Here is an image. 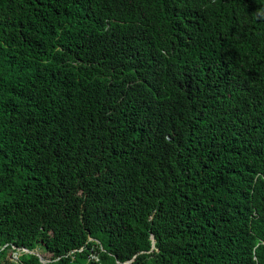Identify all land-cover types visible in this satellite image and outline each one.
<instances>
[{
    "label": "trees",
    "instance_id": "trees-1",
    "mask_svg": "<svg viewBox=\"0 0 264 264\" xmlns=\"http://www.w3.org/2000/svg\"><path fill=\"white\" fill-rule=\"evenodd\" d=\"M0 264H264V0H0Z\"/></svg>",
    "mask_w": 264,
    "mask_h": 264
},
{
    "label": "rangeland",
    "instance_id": "rangeland-1",
    "mask_svg": "<svg viewBox=\"0 0 264 264\" xmlns=\"http://www.w3.org/2000/svg\"><path fill=\"white\" fill-rule=\"evenodd\" d=\"M36 253H38V251H36ZM41 256H42V255H41ZM12 257H13V258H16L17 256H16V255H13Z\"/></svg>",
    "mask_w": 264,
    "mask_h": 264
}]
</instances>
